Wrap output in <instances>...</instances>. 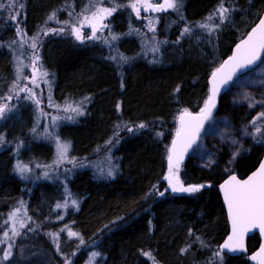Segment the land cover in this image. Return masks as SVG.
Masks as SVG:
<instances>
[{"label": "trees", "instance_id": "obj_1", "mask_svg": "<svg viewBox=\"0 0 264 264\" xmlns=\"http://www.w3.org/2000/svg\"><path fill=\"white\" fill-rule=\"evenodd\" d=\"M132 1L0 0V106H9L22 83L20 67L37 56L52 104L74 115L61 123L43 121L38 103L23 96L16 110L5 109L0 246L8 255L0 263L251 264L247 255L219 250L229 226L218 184L229 173L251 172L264 143L230 158L225 174L188 159L176 179L184 187L208 185L196 192L166 189V160L179 116L204 108L209 77L257 22L264 0H176L175 9L148 22L126 7ZM221 6L228 9L223 20ZM98 7L114 9L107 21L110 40L51 34ZM224 114L242 126L256 111L232 106L224 94L216 115ZM54 135L70 145L62 168H55ZM13 213L21 214L24 227L15 221L7 226ZM258 244V236L251 237L249 252Z\"/></svg>", "mask_w": 264, "mask_h": 264}, {"label": "rangeland", "instance_id": "obj_2", "mask_svg": "<svg viewBox=\"0 0 264 264\" xmlns=\"http://www.w3.org/2000/svg\"><path fill=\"white\" fill-rule=\"evenodd\" d=\"M149 2L162 3L163 0H149ZM133 3H137V0L132 1L126 7L133 11L137 19L143 18L146 19L147 22L150 21L149 16L153 14H162L164 12L166 13L168 10H172L167 9L166 11L156 12L150 9L145 10V8L141 6L140 15L137 16L135 10L131 7ZM15 4L16 6L19 5L16 1L14 5ZM98 8L103 9L104 7ZM97 9L86 10L87 12L85 14L76 17V20L79 22L77 25H73L71 26V28L62 27L53 29L51 30V34H69L79 42H87L92 40L100 41L102 39L110 40V28L107 23L110 15L106 16L99 23H96V20L93 17V13L96 12ZM86 17L87 19H85ZM90 23H95L97 25L95 36L92 35V27L90 26ZM101 25H106V27H101ZM73 28H79L80 33L83 36L82 40H78L76 38V35L73 32ZM209 30H212V28H209ZM33 58L34 60L30 65L27 64L26 66L22 65L20 67V76L22 79V83L19 85V87L17 86L15 91L12 92V94L9 96L10 98L8 97V101L11 102L9 103V106L8 103L3 104L8 106L6 108L8 110L7 112L16 110V100L23 96L24 98H26V101L32 100L36 103L37 101H39L38 106L41 107V118L43 119V121L50 123H55L58 121V123H61L63 117L74 116L73 113H70V109L62 110L57 103L54 102L52 104L50 100L53 95L51 94L52 89L48 84L46 76L42 75L43 72L36 62L37 56H34ZM61 94L62 91L59 90V95ZM226 94L228 95L230 104L232 106H245L254 108L256 114L253 119L249 120L242 126L237 125L234 120L227 114L216 115L209 122L197 146H195V148L193 149L190 159L196 167L211 172L212 174L228 173L233 162L232 160H230V158L233 159V157L239 154L242 150L251 147L252 145H254V143H264V115H262V113H264V56L262 57L258 66L236 79L231 84L230 89ZM7 112H3V114L0 115V119H3L1 120L0 124H2V122H6V118L4 117L9 118V115L2 117ZM49 117L51 118V121L49 120ZM257 129H259V131H257ZM53 143L58 154L59 145L67 144L65 139L58 135H54ZM68 151L69 148L66 155L68 154ZM224 151L227 152L228 157L223 156ZM65 160V158L61 159L59 155V159L56 162L55 168L64 167L63 163ZM175 178L176 174L173 177L172 182L175 181ZM166 183L170 185L167 186L168 190H172V184L168 179H166ZM21 218L22 216L19 213H16L15 218H13V215L8 216L7 221L9 220L11 222L7 223V226H11L12 221H15L18 225ZM10 231L11 233H13V237L16 238V236L18 235L16 229H12ZM5 248L0 246V260L3 259L4 252L5 254H7ZM0 264H6V261L2 260Z\"/></svg>", "mask_w": 264, "mask_h": 264}, {"label": "snow or ice", "instance_id": "obj_3", "mask_svg": "<svg viewBox=\"0 0 264 264\" xmlns=\"http://www.w3.org/2000/svg\"><path fill=\"white\" fill-rule=\"evenodd\" d=\"M141 6H143L145 10L150 9L152 11L159 12L166 11L167 9H175L177 4L176 0H163L162 3H151L149 0H137V3H133L131 5L137 16L140 15ZM112 11H114V9L98 8L97 11L93 13L96 23L102 21L106 16L111 15ZM227 12L228 9L223 6L220 7L218 13L221 20L226 18ZM85 19H87V17ZM209 19H211V17H209ZM90 26L92 27V35L95 36L97 31L96 24L90 23ZM101 27H106V25H101ZM201 27H207V25H201ZM184 31L188 32L190 29L185 28ZM73 32L78 40L83 39L79 28H73ZM113 39H115V37H113ZM32 46L35 47L36 45L33 44ZM236 51L237 54L231 57L223 67H230L232 71H235L236 68L246 67L259 59L260 53L264 51V19L259 21L258 26L253 29L248 39L237 46ZM221 71L222 69L217 70V72ZM231 74L232 72H229L226 77H223V82H226V80L231 77ZM42 75L46 76L47 73H43ZM213 80H216L215 74L213 75ZM13 87L15 88V85ZM215 96L216 86L214 83L212 96H210L208 101L205 103L204 109L201 113L198 116H191L190 113L185 112V115L189 117V120L187 121H185L183 116L181 117V129L177 131L178 140L173 142L172 154L169 156V176L166 177V179H168L172 184L173 191L196 192L199 190V187H202H184L178 179H176L174 183L172 181L175 176L174 169H178L184 152L191 146L192 143L195 142L203 121L211 115V109L215 106ZM37 103H39V101H37ZM7 107V105L0 106V115L3 114ZM73 110L78 111V109ZM262 115H264V113H262ZM139 127L142 128L144 125H140ZM257 131H259V129H257ZM109 143H111V141H109ZM69 147L70 145L68 144L59 145V155L61 159L66 157ZM18 167L20 166L18 165ZM26 170L27 169L25 167H20V171L22 173ZM222 187L224 189L225 199L228 203V209L231 214L233 224V236L229 237V242L225 243L223 247L225 249L235 250V246L242 247L243 234L248 231L250 227L258 226L260 230L264 232V164H261L259 171L247 180L240 181L233 176L225 185H222ZM72 204L76 205V201L72 200ZM60 207H67V203L64 205L57 204V208ZM12 215L13 218H15V213ZM20 226L24 227L23 221H20ZM69 235L75 236L77 234L69 232ZM233 242H235V246ZM10 247L11 246L9 245V248ZM259 254L264 257V247L260 249ZM7 255L8 254H5V258H7ZM97 255L98 253L92 254L93 258ZM261 264H264V259L261 260Z\"/></svg>", "mask_w": 264, "mask_h": 264}, {"label": "water", "instance_id": "obj_4", "mask_svg": "<svg viewBox=\"0 0 264 264\" xmlns=\"http://www.w3.org/2000/svg\"><path fill=\"white\" fill-rule=\"evenodd\" d=\"M261 19H264V11L262 12L260 18L257 20V22L247 31V33L245 34V36L243 38H241L238 42H236V44L233 46L230 54L224 58L222 60V62L220 63V65L215 69V71L212 73V75L209 77L208 83H209V96H212L213 93V88H214V83L216 86V96H215V106L211 109V115L205 119L203 121L202 127L200 128L196 140L194 143L191 144L190 147H188L186 149V151L183 154V157L179 163V166L183 163H186L192 153L193 148L197 145L199 138L201 137V135L203 134L204 130L206 129L207 125L209 124V122L214 118L217 109H218V105H219V99L222 95L226 94V92L230 89L231 84L240 76L246 74L247 72H249L250 70H252L253 68H255L261 61L263 55H264V51H262L260 53L259 59H257L254 63L246 66V67H241V68H236L235 71H232V69L230 67H223L224 65H226V63L230 60L231 57L235 56L237 54V46L240 45L243 41L247 40L249 35L252 33L253 29L256 28L259 24V21ZM97 27V25H96ZM218 69H222L221 72H217ZM229 72H232L231 77L229 79L226 80V82H223V77H226L228 75ZM216 75V80H213V75ZM207 99V101H208ZM206 101V102H207ZM187 113H190L191 116H198L201 112H190V111H186ZM184 117L185 121L189 120V117L187 115H185V112H183L179 119H178V130L181 129V117ZM178 137H177V132L175 133L174 137L171 140V144L169 147V151H168V156H167V175L169 176V156L172 154V146H173V142L177 141ZM261 164H264V153L262 155V158L260 160V162L258 163V165L256 166V168L250 172L249 174H247L245 177H240L237 173H232L229 174L227 177H225L219 184H218V191L222 200V204L223 207L225 209L226 212V217H227V222H228V226H229V231L228 234L225 236V238L221 241V243L219 244V250L221 253L223 254H227L229 256H241V255H248V259L250 261L251 264H261V260L264 259V257H262L259 253H260V249L262 247H264V232H262L260 230V228L257 227H250L248 231L244 232L243 237H242V247L240 246H235V242L234 246H235V250H231V249H225L223 246L225 243L229 242V237L233 236V224H232V217L231 214L229 213V209H228V203L225 199V194H224V189L222 187V185H225L230 179L231 177L235 176L237 178V180L240 181H244L247 180L249 177L253 176L256 172L259 171ZM206 185L202 186V188H205ZM176 193H178L176 191ZM257 235L258 239H259V244L258 246L252 251L249 252V239L253 236ZM255 257V258H254Z\"/></svg>", "mask_w": 264, "mask_h": 264}, {"label": "flooded vegetation", "instance_id": "obj_5", "mask_svg": "<svg viewBox=\"0 0 264 264\" xmlns=\"http://www.w3.org/2000/svg\"><path fill=\"white\" fill-rule=\"evenodd\" d=\"M246 176V175H245ZM241 177H244V176H241Z\"/></svg>", "mask_w": 264, "mask_h": 264}]
</instances>
